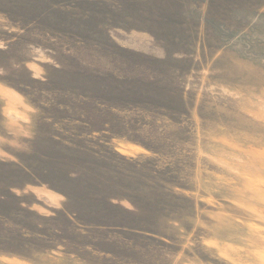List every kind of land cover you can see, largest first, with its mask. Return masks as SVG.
Masks as SVG:
<instances>
[{
  "label": "rangeland",
  "instance_id": "rangeland-1",
  "mask_svg": "<svg viewBox=\"0 0 264 264\" xmlns=\"http://www.w3.org/2000/svg\"><path fill=\"white\" fill-rule=\"evenodd\" d=\"M0 264H264V0H0Z\"/></svg>",
  "mask_w": 264,
  "mask_h": 264
}]
</instances>
